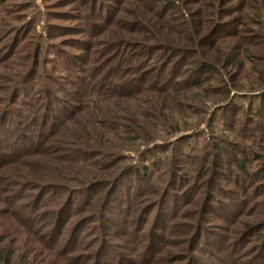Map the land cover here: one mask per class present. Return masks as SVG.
Segmentation results:
<instances>
[{
	"label": "trees",
	"instance_id": "1",
	"mask_svg": "<svg viewBox=\"0 0 264 264\" xmlns=\"http://www.w3.org/2000/svg\"><path fill=\"white\" fill-rule=\"evenodd\" d=\"M9 2L5 30L7 0H0V27L8 35L0 36V184L41 190L34 217L45 208L62 210L53 240L41 242L51 263L89 264L93 257L90 264H264V0H81L76 9L83 16L64 21H81L87 33L51 24L60 17L47 9L37 14L45 36L39 20L18 14L22 0ZM56 27L64 34L52 33ZM163 31L180 38L167 41ZM60 34L83 38L56 43ZM14 61L22 62L17 70ZM198 89L223 105L210 125L219 119L238 141L199 129L176 139L173 127L170 138L156 143L148 121L171 123L169 104L191 110L201 94L187 96ZM244 92L236 99L248 104H237L234 97ZM132 104L147 105L146 113ZM111 136L137 143L136 150L125 154ZM200 136L208 142L196 155L199 146L191 145ZM241 177L245 198L237 205V194L231 207L218 200L237 193L223 179L236 187ZM113 201L121 203L117 213ZM252 207L258 210L245 221ZM220 211L222 234L206 237L208 215ZM77 213L84 216L72 230ZM32 216L22 224L24 234L34 227ZM111 235L122 236L123 246ZM84 237L99 250L82 262ZM127 248L129 254L119 252ZM0 264H20L17 252L0 249Z\"/></svg>",
	"mask_w": 264,
	"mask_h": 264
},
{
	"label": "rangeland",
	"instance_id": "2",
	"mask_svg": "<svg viewBox=\"0 0 264 264\" xmlns=\"http://www.w3.org/2000/svg\"><path fill=\"white\" fill-rule=\"evenodd\" d=\"M23 3H20V9L18 11H20V13H18L20 16H25V19L27 20L28 17L29 18H35V20H39V22L41 23V26H39V32L45 36V33L48 32L47 26L44 23V20L42 17L38 16V12L39 11H45L47 9L53 10L54 12H56V14H59L58 16L60 18H58L59 20L51 23V24H55L56 26H62V27H66V28H79L81 29V31L87 33V29L88 26L85 28V24L83 25L81 23V21L79 22H75V21H64L66 17H70L71 14L73 16L80 14L82 15V11L81 10H77L76 6H81V0H75L78 1V3L76 4H70L67 5L68 2H72V0H22ZM32 2V3H30ZM12 3L14 2H9V0H7V3L5 5V8L2 10V15L4 16L3 20L4 24H2V28L5 30H8V28H6V20H8L9 17V10L11 9ZM15 3H18V1H16ZM35 3V4H34ZM9 4V5H8ZM28 4V5H27ZM30 4V5H29ZM34 4V5H32ZM31 5H32V9H31ZM30 8H27L29 7ZM192 9H197V6L192 7ZM12 13H10L11 15L14 14L13 12H15V9H13L11 11ZM100 12V11H99ZM28 14V15H27ZM2 16V17H3ZM72 16V17H73ZM44 19L45 16H44ZM67 19V18H66ZM1 20V19H0ZM25 22V21H24ZM25 27V26H24ZM81 27V28H80ZM37 28V29H38ZM58 28V27H56ZM55 28V29H56ZM51 31V28H50ZM61 29L60 27L58 28V30H52V33L57 34V33H61ZM63 33V32H62ZM84 33V34H85ZM162 33H164V36L166 35V31H163ZM64 34V33H63ZM63 34H60V36L58 38L57 41H55L56 43H60V42H66L68 40H71L73 38L76 39H80L83 38L80 35L76 34H70V35H66L64 36ZM3 37L5 36L7 38V34L1 31V27H0V36ZM167 36V35H166ZM187 36V35H186ZM169 38L166 39L167 41H171V40H176L178 38H180L179 36L175 35V34H170V36H167ZM165 40V39H164ZM163 40V41H164ZM172 42V41H171ZM68 43V42H67ZM67 43H64V45H67ZM53 45V44H52ZM67 49V48H66ZM68 50H71L72 52H74L73 49L68 48ZM77 53V51H76ZM52 58V57H51ZM21 61H14L15 67L17 70L19 68V66L21 65ZM6 64V63H5ZM46 68L48 71L51 72L53 65L52 63H47ZM60 69V68H59ZM58 69V70H59ZM60 75L62 77V81L60 80L59 85L61 88L66 87V82H63V80H65V77L62 76L64 75L61 71L57 73L56 75ZM62 74V75H61ZM253 79H249L247 78V81L245 80V82H252ZM246 85H248L246 83ZM249 86V85H248ZM56 88V87H55ZM57 92L61 93V90H59L60 88H56ZM207 91L203 92V89H198L196 91H194L192 93V95H190L191 93H188L189 95L187 96L188 98L192 97L195 94H201L200 99L196 101L195 104L191 105V110H182L179 111L177 108L173 107V105L169 104V108L166 109V115L169 117L170 121H155V124H151L150 122L151 119L148 121L149 123H147V128L148 131H150L152 134L156 133V136L159 138V140H157L156 143H163L164 139H168L170 138L172 135L169 134L171 128H176L178 129L177 134L175 135V138H179V137H183L185 135H190L193 133L198 132L199 130L201 131V133L206 132V133H212L215 134L216 137H225V138H230L233 141H238L237 139H235L234 135L226 132L225 133V129L223 127V125L221 124V121L216 120L214 122V125H210V122H212V115L213 113L216 112V110H219V108L221 106H223L221 103H217L216 106H214L215 102H212L210 100H207V98L205 96H207V94H205ZM246 92L239 94L237 93L235 98V102L237 104H241V105H247L248 104V100L246 99H236L239 98L240 96H245ZM66 94H64L63 97H65ZM31 99H29L30 101ZM71 102H73V100L69 99ZM200 102H203L207 105H203V103L201 104ZM260 100L258 99L256 101V103H259ZM194 107V109H196V113L193 112L192 108ZM147 108V105H139L136 106V104H132L130 105V109L133 111H144V109ZM144 113H146V111H144ZM150 114H153V110L150 109L149 111ZM159 115V113H157ZM161 117V116H160ZM156 125V126H154ZM146 128V129H147ZM199 129V130H198ZM112 140L111 143L112 144H116L117 146H119V144H123V149L125 154H130L131 152H134L137 148V143L136 144H126V142L124 141H119L117 138L113 139V136H111ZM208 142V137L207 136H200L197 141H193L191 146H194L195 143H197L198 147V151L196 152L198 154H201V150L204 148V146L206 145V143ZM141 143V142H140ZM138 143V144H140ZM262 152V153H260ZM259 154H264L263 151H259ZM167 155V154H166ZM170 155V152L169 154ZM223 161L228 160L227 157L223 156L222 157ZM150 163V161H148ZM147 162V164H148ZM231 177V176H230ZM232 179V177H231ZM242 182H241V186L237 185L236 187L233 184H228L224 181H222V183L224 184L226 190H235V195H233L234 198H230V200L225 201L226 199L224 198V195H217L218 200H221L223 203L229 204V206L231 207L232 205L230 204V202H233L234 199L236 198L237 194L239 197L237 198V200L239 199V201H237V203L235 204H239V202L245 198L244 196L247 194L246 192L248 191L246 189V185H245V178L241 177ZM245 185V189L242 190L243 186ZM1 188H6V191H2V189L0 190V249H7L8 252H17V255L19 256V263L20 264H52L51 261L52 259L54 260L53 257H49L48 255H46L47 253L44 252L43 246L41 244V242H48L49 240H53L51 239L52 237V226L55 225V222L57 220V218L62 217V210L58 211V213H56V211H54L52 208H45L44 209V215L40 216L39 214L36 215V217L32 216L33 212H34V207L32 206L33 203H35V200L40 198V196H42V192L41 190H27V187H23L20 188V186L17 187H11L6 183H3L2 185L0 184ZM37 188V187H35ZM242 188V189H241ZM38 189V188H37ZM102 190L104 191V193H106L108 191V188L104 187L102 188ZM251 190V189H249ZM43 191V190H42ZM8 192V193H7ZM125 192V191H124ZM19 194V198L16 200L11 199L12 197H14L15 195ZM86 196L85 191L80 190L79 194L77 196L79 202H81V200L84 199V197ZM105 195L102 194L101 197L103 198ZM228 197L230 196L227 195ZM52 196H50L49 198H51ZM121 203L117 202V201H113L111 203V208H113L112 212L114 211V213L119 212L118 210V206H120ZM258 210L256 207H252L250 209H245L246 212V216L243 217V219L245 221H249V220H253V213L254 211ZM40 212V211H37ZM221 212V211H220ZM223 212V209H222ZM219 213L215 215H208V219L210 222L209 225H207V233H206V237H211V238H215V234H222V226H225L224 223H221L219 220L221 218V216L223 215V213ZM76 217H74V219L71 221V227L72 230H74L75 228H77V226H74L75 223H77L78 221L81 220V218L84 215H79V213L74 214ZM32 216L34 223L33 224V229H30L29 232L26 231V233L24 234L23 231L24 229L22 228V224H24V220L26 221V217H28V219H30V217ZM70 217L66 218L63 217V222L67 219H69ZM16 219V220H15ZM23 219V220H22ZM62 219V218H61ZM22 220V221H21ZM31 224V225H32ZM93 228V225L90 227L88 226L87 229H85V234H87L86 232H88L89 230H91ZM209 228V229H208ZM71 230V231H72ZM76 230V229H75ZM33 231V232H32ZM32 232V233H31ZM92 234V233H91ZM211 234V235H210ZM245 236V235H244ZM87 237V236H86ZM86 237H84V239L82 238V242L83 243V247L84 249H82V251L78 252L77 254H82L81 258H83L84 256L90 255L93 252H96L97 250H99V248H95L92 243H89L90 239H87ZM111 238L113 239L112 241L114 242L113 244L116 246H123L122 243H124L122 236H118V237H113V235H111ZM208 240V239H207ZM66 239L65 237L62 239V241L60 240V244L61 247L63 245H65ZM138 246H140V244H142L140 246V248H143L144 246H146V242H142L140 240L137 241L136 243ZM65 251V250H64ZM233 251V250H232ZM67 252V251H65ZM119 252H121L122 254H129L128 248L127 250H119ZM68 253V252H67ZM67 253L62 256H65L66 259L72 258L73 255L72 254H68ZM75 254V255H77ZM205 254V252H204ZM219 254V253H218ZM80 258V259H81ZM95 260V258H88L87 263H93V261ZM82 262H85V259L83 258ZM86 263V262H85ZM84 263V264H85ZM59 264V263H58ZM60 264H70L67 261H63Z\"/></svg>",
	"mask_w": 264,
	"mask_h": 264
}]
</instances>
